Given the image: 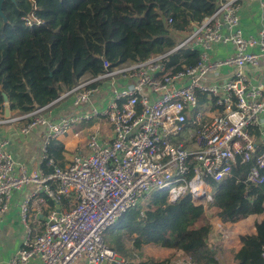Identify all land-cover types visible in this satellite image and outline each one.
<instances>
[{"label":"built area","instance_id":"2783aa9c","mask_svg":"<svg viewBox=\"0 0 264 264\" xmlns=\"http://www.w3.org/2000/svg\"><path fill=\"white\" fill-rule=\"evenodd\" d=\"M216 1L213 14L175 48L116 67L103 60V73L82 77L52 103L21 117L30 119L23 135L45 128L40 161L50 172L20 166L15 173L7 142L0 140V221L12 193L35 186L19 205L20 248L4 264H129L106 244L103 233L145 196L166 194L170 203L190 196L206 211L213 202L209 181L230 178L238 166L249 169L237 183H264V4L259 3L261 27L249 36L240 24L244 0ZM24 21L28 27L40 25L33 13ZM218 45L231 47L222 59L215 58ZM182 48L199 51L194 65L173 63L171 57ZM105 88L104 102L84 110ZM63 99L77 111L49 119L46 114ZM76 124L88 125L91 134L83 150L67 156L64 149L59 166L48 159L49 146ZM79 136L80 131L73 134ZM40 195L57 208L32 226L29 206ZM206 217L214 232L215 224L218 229L232 225ZM260 258L264 264V246Z\"/></svg>","mask_w":264,"mask_h":264},{"label":"trees","instance_id":"16d2710c","mask_svg":"<svg viewBox=\"0 0 264 264\" xmlns=\"http://www.w3.org/2000/svg\"><path fill=\"white\" fill-rule=\"evenodd\" d=\"M216 6V0H4L0 108L4 93L9 110L24 116L55 101L82 77L103 73V60L116 67L169 51L189 36L194 25L212 15ZM31 13L40 25L25 24L24 18ZM198 54L196 49L182 48L171 60L177 68L192 66ZM63 152V144L53 141L47 157L62 166ZM45 164L43 171L50 172ZM248 169L241 165L230 178L209 181L213 202L206 211L194 205L190 196L170 203L166 194L154 193L145 197L141 208L117 221V231L131 238L132 250L140 256L144 245H154L182 254L190 264H222L216 258L219 238L212 235L206 215L230 224L254 216V233L239 236L231 259L234 264H263L264 183L246 186L236 181ZM49 202L50 209L54 208ZM108 246L127 257L117 243ZM129 264H171V259L142 258Z\"/></svg>","mask_w":264,"mask_h":264},{"label":"crops","instance_id":"0c3cea01","mask_svg":"<svg viewBox=\"0 0 264 264\" xmlns=\"http://www.w3.org/2000/svg\"><path fill=\"white\" fill-rule=\"evenodd\" d=\"M259 3L264 4V0H259L255 2L244 0L241 3L239 11L240 24L246 35L256 36L261 27V13L259 9ZM230 51V46L218 45L215 53V58L222 59ZM107 95L108 92L106 88L99 91L98 94L92 97L89 105H87L84 110H90L91 108L100 106L106 99ZM6 109L9 110L8 102H3V105L0 108V119L9 117L15 120L4 123L0 122V125L6 126L5 128L0 127V140H5L7 142L6 149L11 153L13 157L14 172L17 173L20 166L26 167L29 171H36L39 168H42V164L40 161V145L45 134V128L36 127L28 134L23 135L21 133V130L29 122L28 121L26 123V121L30 119L21 118L22 116H16L15 111L9 110V113L6 114ZM76 111L77 110L72 106V103L69 99H63L58 103L54 104L50 109V113L46 115H48L49 119H57L61 116H65ZM63 139L65 138H61L58 141L63 144V148L65 149V151H68L67 156L71 151H75L76 149L83 150L84 145L86 143L85 138L82 140L80 139V136L79 138L73 137L76 142L71 148L64 143ZM46 168L49 169L48 167ZM34 193V185H28L22 191H14L12 193L10 200V208L4 214L0 221V264L6 263L15 253L18 252L20 248L24 235V225L21 221L19 205L25 196ZM39 198L43 199L44 196L40 195L37 199ZM37 199L36 201H31L28 210V222L32 226H35V221H37L40 217H43L50 210L57 208V205L53 203L54 208L50 209V200H48L47 198H44L42 201H38ZM241 222L242 220L233 225L237 226ZM247 226L248 225L246 224L245 227ZM252 233H254V223L251 224V227L249 228L247 234ZM243 234L239 235L241 236ZM235 240L237 242L236 244H234ZM232 243L234 244V246L239 245V238L237 233L233 234ZM77 263L83 264L84 261L79 260ZM31 264L38 263L37 261H33Z\"/></svg>","mask_w":264,"mask_h":264},{"label":"rangeland","instance_id":"374dc122","mask_svg":"<svg viewBox=\"0 0 264 264\" xmlns=\"http://www.w3.org/2000/svg\"><path fill=\"white\" fill-rule=\"evenodd\" d=\"M186 37H187V35H185L183 37V41ZM54 109H55V107H54ZM100 121H102V120L98 119L96 122H100ZM0 127L5 128L6 126L0 125ZM86 127H89V126L84 125V124L73 125L71 127L68 135L65 137V139H63L64 143L68 147L72 148L74 143L76 142L73 139V134L75 132H78V131H80V139H82V140L84 138L86 139V135L91 134V131L85 129ZM152 194H154V193H152ZM145 197L139 202L138 206L136 208H134L133 210L139 209L143 206ZM255 220H256V218H254V216H250L249 218L242 220V222L239 223L237 226H234L233 224H232V226H228V229L226 228V225L222 226V229H218L217 224H215V226H214L215 232L213 230L212 235L216 238V234H219L217 236L222 238L221 240L216 238L217 240L215 241V246L220 247V249L216 250V258L222 264H234L233 260L231 259L232 252L237 248L238 245L234 246V244L237 243L236 242L237 238L235 240V243L234 244L232 243L233 234L237 233L238 238L240 236L239 234H243V233L247 234L249 231V228L251 227V224L254 223ZM246 224L249 227L248 226L245 227ZM116 227H117V225L115 226V224L113 226L109 227L103 233V239L107 245H109L110 243H114V244L117 243L118 245L122 246L123 252L127 254V257H125L124 259H126L129 263L131 261H137V260H140L142 258H149L152 260H160L163 258L170 257L171 264H190L188 259L185 256H183L182 254L175 253L172 250H166L164 248H160V247L154 246V245H144L140 251V254H141V256H140L137 252L132 250L131 238L124 235L123 231H119V233H123L122 235H124L121 237L120 236L121 234L118 233V231H117L118 229ZM235 236H236V234H235ZM75 264H78V263H75Z\"/></svg>","mask_w":264,"mask_h":264},{"label":"water","instance_id":"95a60500","mask_svg":"<svg viewBox=\"0 0 264 264\" xmlns=\"http://www.w3.org/2000/svg\"><path fill=\"white\" fill-rule=\"evenodd\" d=\"M3 1H4V0H0V17L3 19V21H5L6 18H5V16H4L3 12H2V3H3ZM2 96H3V100H4V102L7 103V102H8V99H7V97L5 96L4 93H2ZM5 113L8 114V113H9V110L6 109Z\"/></svg>","mask_w":264,"mask_h":264}]
</instances>
